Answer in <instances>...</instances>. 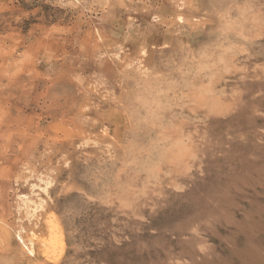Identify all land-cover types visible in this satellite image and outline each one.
Returning a JSON list of instances; mask_svg holds the SVG:
<instances>
[{
    "label": "rangeland",
    "instance_id": "obj_1",
    "mask_svg": "<svg viewBox=\"0 0 264 264\" xmlns=\"http://www.w3.org/2000/svg\"><path fill=\"white\" fill-rule=\"evenodd\" d=\"M0 264H264V0H0Z\"/></svg>",
    "mask_w": 264,
    "mask_h": 264
},
{
    "label": "bare ground",
    "instance_id": "obj_2",
    "mask_svg": "<svg viewBox=\"0 0 264 264\" xmlns=\"http://www.w3.org/2000/svg\"><path fill=\"white\" fill-rule=\"evenodd\" d=\"M31 253H33V251H31Z\"/></svg>",
    "mask_w": 264,
    "mask_h": 264
}]
</instances>
